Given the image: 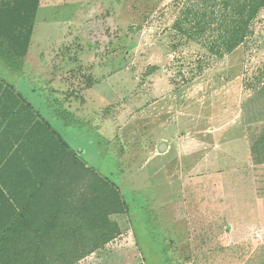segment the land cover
I'll list each match as a JSON object with an SVG mask.
<instances>
[{
	"label": "rangeland",
	"instance_id": "rangeland-1",
	"mask_svg": "<svg viewBox=\"0 0 264 264\" xmlns=\"http://www.w3.org/2000/svg\"><path fill=\"white\" fill-rule=\"evenodd\" d=\"M211 2L0 0V33L35 13L34 39L65 38L79 91L91 85V166L128 212L112 214L127 233L90 264H264V12L220 57L174 28Z\"/></svg>",
	"mask_w": 264,
	"mask_h": 264
},
{
	"label": "crops",
	"instance_id": "crops-1",
	"mask_svg": "<svg viewBox=\"0 0 264 264\" xmlns=\"http://www.w3.org/2000/svg\"><path fill=\"white\" fill-rule=\"evenodd\" d=\"M34 35L23 52L24 39L0 34V217L25 233L66 234L91 197V85L79 91V65L69 60L75 52L64 57L56 49L65 38ZM100 101L106 102L103 95ZM97 130L107 148L105 130ZM121 215L119 223L110 216L119 238L127 233ZM91 256L76 264H90Z\"/></svg>",
	"mask_w": 264,
	"mask_h": 264
},
{
	"label": "trees",
	"instance_id": "trees-1",
	"mask_svg": "<svg viewBox=\"0 0 264 264\" xmlns=\"http://www.w3.org/2000/svg\"><path fill=\"white\" fill-rule=\"evenodd\" d=\"M22 1L38 4V0ZM211 1L209 9L201 4L184 7L174 28L189 41L200 42L212 54L223 57L254 34L255 23L264 12V0ZM27 16L24 19L30 23L25 32H12L17 39H24L23 52L30 41L35 13ZM4 23L0 19V27ZM126 212L128 205L116 183L91 167L89 203L81 208L80 217L69 225L66 234L48 229L25 233L12 227L10 218L0 217V264H76L121 234L110 216ZM57 239L63 242L54 243Z\"/></svg>",
	"mask_w": 264,
	"mask_h": 264
},
{
	"label": "water",
	"instance_id": "water-1",
	"mask_svg": "<svg viewBox=\"0 0 264 264\" xmlns=\"http://www.w3.org/2000/svg\"><path fill=\"white\" fill-rule=\"evenodd\" d=\"M167 147V144L165 142L161 143L160 149L164 151V149Z\"/></svg>",
	"mask_w": 264,
	"mask_h": 264
}]
</instances>
